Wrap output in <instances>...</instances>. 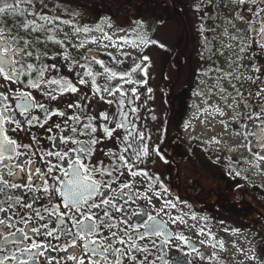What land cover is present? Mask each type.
Returning a JSON list of instances; mask_svg holds the SVG:
<instances>
[{"label": "snow or ice", "instance_id": "1", "mask_svg": "<svg viewBox=\"0 0 264 264\" xmlns=\"http://www.w3.org/2000/svg\"><path fill=\"white\" fill-rule=\"evenodd\" d=\"M206 2L197 0L195 11L200 12L199 5ZM49 6L50 0H11V3L0 0V264H168L171 241L185 246L189 241L166 233L164 225L147 209L137 207L138 201L147 197L135 192L133 184L124 178L147 175L134 171L124 154L130 153L136 163L150 154V148L140 142L151 137L145 134L146 130L137 132L130 124V121L139 123L140 112L147 109V103L141 102V95L135 89H144L146 98L152 95L147 85L150 60L145 56L147 67L134 65L130 72L119 75L108 72L103 63L95 60V64L105 69L108 83L96 86V77L89 68L85 75L90 78L92 88L84 93L72 83L46 77L49 71H60L59 67H50L47 61L69 59L67 55H45L50 44L63 49L65 43L54 38V33L63 32V28L53 27L64 21L43 14ZM216 6L231 17L229 25L238 20L242 25L253 26L246 29L252 43L238 42L240 47L227 45L226 50L234 51L236 57L229 58L225 51L219 53L229 65L231 75L220 72L218 76L230 86L232 98L238 101L235 107L243 105L247 113L255 110L257 114L251 119L261 120L264 118V0H222ZM57 7L58 4H51V10ZM119 43L137 44L127 39ZM149 47L168 51L155 40ZM84 60L92 62L89 56ZM71 69L69 65L68 70ZM132 73H140L144 82L137 84L131 78ZM114 80L126 81L133 87L128 89L121 84L113 89ZM78 83L89 87L84 79ZM51 86H58L59 92ZM219 91L225 94L223 87ZM69 95L78 102L73 101L70 106L63 104L64 111L50 109L44 103ZM69 111L74 114L68 115ZM34 112L44 114V119L40 120ZM54 119L61 122L52 123ZM144 119L154 121L156 117L146 113ZM33 129L46 130L42 139L50 144L48 150H41L38 143L41 137ZM121 130L128 134L121 136ZM9 133L27 136L30 144L22 145L10 138ZM164 134L161 129L160 144ZM106 142L119 146L116 152L99 148L107 158L108 167L103 161L91 165L90 157ZM258 142L264 151V124ZM151 151L168 163L161 148ZM256 158L264 159V156ZM198 235L203 237L206 233L201 231ZM219 244L223 249L224 242ZM249 259L255 261L256 257Z\"/></svg>", "mask_w": 264, "mask_h": 264}, {"label": "flooded vegetation", "instance_id": "2", "mask_svg": "<svg viewBox=\"0 0 264 264\" xmlns=\"http://www.w3.org/2000/svg\"><path fill=\"white\" fill-rule=\"evenodd\" d=\"M7 2L11 3V0ZM221 2L215 0L214 5L213 0H207L199 5L201 11L196 12L197 0H64L63 3L50 0L49 10L43 13L52 19L64 21L53 26L55 29L63 28V32L54 33V38L63 40L64 48L57 49L56 45L50 44L45 55L69 57L67 61H47L50 67H59L60 71H49L45 76L62 83H72L80 88L81 93L90 92L92 88L90 78L85 75L89 68L96 77V86H100L108 83L105 69L119 75L130 72L134 65L147 67L143 60L145 56L150 60L147 85L152 95L146 98L144 89H135L141 95V102L147 103V109L140 112L139 123L130 121L137 132L146 130L145 134L151 137L146 142H140L150 148V154L139 163L130 158V153L124 154L134 171L147 175L134 179L126 175L124 178L133 184L135 192L147 197L139 200L137 207L147 209L158 223L164 225L166 233L182 236L189 241L187 246L179 241H171L168 264H234L211 253L210 245L205 246L189 238V234L176 223V219L187 223L193 216L212 218L236 233L252 232L256 257L262 254L264 258V207L259 204L260 197L264 198V189L257 184L255 173L250 179L244 170L245 165L237 158L228 157L212 141L221 133L218 115L224 113L221 115L223 132L228 131L227 135L233 140L239 133L246 140V149L250 152H247L248 157L258 168L263 167L258 171L264 175V159L256 158L264 156L258 142L264 118L254 121L251 116L257 114L255 110L247 113L243 105L237 109L232 107V90L218 76L220 72L231 75V71L224 58L214 53L211 43L215 31L222 33V40L227 45L231 43L240 47L238 42L252 43L246 29L253 26L242 25L238 20L229 25L231 17L216 6ZM51 4H58L57 9L51 10ZM96 28L100 31H94ZM48 31L52 34L51 28ZM252 35L255 36V33ZM124 39L136 41L137 44L129 46L119 43ZM90 40L97 43L89 44ZM153 40L168 51L149 47ZM72 44L76 47L73 48ZM226 52L229 58L236 57L234 51ZM85 56L91 57L92 62L84 60ZM247 59L245 54V66ZM95 60L103 63L105 69L95 64ZM69 65L72 66L71 71L68 70ZM77 73L80 75L77 76ZM131 78L137 84L144 82L140 73H132ZM79 79H84L89 87L80 85ZM121 84L128 89L133 87L127 85L126 81L115 80L111 82V87L114 89ZM221 87L225 90L224 95L219 91ZM51 88L57 93L60 90L58 86ZM41 91L45 89L42 87ZM33 95H36L34 91ZM73 101H76V97L69 95L44 103L50 109L64 111L63 104L70 106ZM218 105H222L221 108ZM148 109L152 111L148 112ZM233 110L237 121L232 120ZM242 112L245 113L243 116ZM146 113L154 115L156 120H145ZM33 114L40 120L44 119V114L40 112ZM67 114L74 113L69 111ZM109 115H112V110H109ZM57 122L61 121L54 119L52 123ZM242 124L247 127H241ZM161 129L165 132L163 144L159 143ZM33 132L41 137L38 140L41 150H48L50 144L42 139L46 130L33 129ZM127 134L121 130V136ZM9 135L22 145L30 144L27 136ZM97 136L101 134L97 133ZM118 147L111 142L99 145L95 155L90 157L91 165H99L103 161L104 166L108 167L107 158L99 148H104L105 152H116ZM156 147L161 148V154L168 163L154 155L151 149ZM202 256L207 259H201Z\"/></svg>", "mask_w": 264, "mask_h": 264}, {"label": "rangeland", "instance_id": "3", "mask_svg": "<svg viewBox=\"0 0 264 264\" xmlns=\"http://www.w3.org/2000/svg\"><path fill=\"white\" fill-rule=\"evenodd\" d=\"M214 37L212 39V48L215 54H219L221 51H225L227 49V44L224 43L222 40V33L220 31H215ZM228 89H231L230 86L226 83L225 84ZM236 100L233 101L232 107L234 109H237L235 107ZM222 105H218V108H221ZM232 120L237 121L238 118L235 115V110L232 111ZM219 121V127L221 130V133L217 135V137L212 140L214 142V145L216 148H220L224 154H226L230 158H237L239 161L243 163L245 172L248 173L249 178L252 179V175L255 173L256 182L259 186H261L264 189V175L262 173H259V170H263V167L260 166L257 167V164H254V162L248 157L247 152L250 154V152L246 149L245 141L241 135L235 136V139L233 140L228 134V131L223 132V123L221 124V115L219 113L218 115ZM197 126V125H196ZM199 130V129H198ZM218 142V143H217ZM248 157V158H247ZM247 170V171H246ZM263 177V178H262ZM259 204H261L262 207H264V198L260 197ZM197 217V216H196ZM191 219L187 221V223H182L180 220L176 219V223L180 227V229L185 230L189 238L196 240L197 242L204 244L205 246L208 244L211 246V253L215 255H220L221 258H225L226 260L234 263V264H243V262L239 259V256L241 253L242 255H247V251L249 250L251 255L256 257V249L255 247L249 246L250 237H253L252 232H243V237L240 232L236 233L230 230L229 227H225V225L218 223L216 220L214 221L212 218H200L197 217L195 220ZM203 231L206 233L205 236L201 237L198 235L199 232ZM215 233V234H212ZM245 233V234H244ZM250 236V237H249ZM212 237H215L216 239L213 240ZM225 239H224V238ZM229 239V240H228ZM255 239V237H254ZM224 242V248L221 249L219 242ZM212 245H215V247H212ZM239 245L244 246L241 247V250L239 248ZM209 248V247H208ZM207 248V249H208ZM244 249V250H243ZM247 249V250H245ZM243 250V251H242ZM259 253V252H258ZM244 256V257H245ZM258 257V258H257ZM256 257V260L253 261L250 264H264V258L262 254H258ZM249 259V258H246ZM232 260V261H231ZM250 261V259H249ZM246 262V261H245ZM249 264L248 262H246Z\"/></svg>", "mask_w": 264, "mask_h": 264}, {"label": "bare ground", "instance_id": "4", "mask_svg": "<svg viewBox=\"0 0 264 264\" xmlns=\"http://www.w3.org/2000/svg\"><path fill=\"white\" fill-rule=\"evenodd\" d=\"M212 234H215V233H212ZM223 238H224V237H223ZM224 239H225V238H224ZM228 240H229V239H228ZM241 247H244V246L239 245L240 250H241ZM243 250H244V249H243ZM243 250H242V251H243ZM245 250H247V249H245ZM244 256H245V255H242V254L239 256V259H240L242 262L245 261V257H246V258H249L250 255H246L245 257H244ZM243 263H244V262H243ZM249 264H250V261H249Z\"/></svg>", "mask_w": 264, "mask_h": 264}]
</instances>
